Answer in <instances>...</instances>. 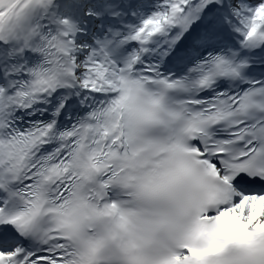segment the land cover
I'll return each mask as SVG.
<instances>
[{
	"label": "snow or ice",
	"instance_id": "1",
	"mask_svg": "<svg viewBox=\"0 0 264 264\" xmlns=\"http://www.w3.org/2000/svg\"><path fill=\"white\" fill-rule=\"evenodd\" d=\"M0 264H264V0H0Z\"/></svg>",
	"mask_w": 264,
	"mask_h": 264
}]
</instances>
